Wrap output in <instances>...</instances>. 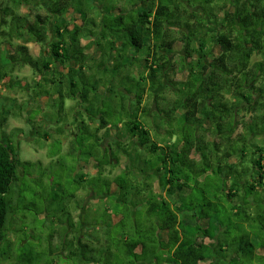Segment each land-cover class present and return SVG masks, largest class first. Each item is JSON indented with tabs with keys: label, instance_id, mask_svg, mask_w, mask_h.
<instances>
[{
	"label": "trees",
	"instance_id": "trees-1",
	"mask_svg": "<svg viewBox=\"0 0 264 264\" xmlns=\"http://www.w3.org/2000/svg\"><path fill=\"white\" fill-rule=\"evenodd\" d=\"M104 1L92 0L97 8L82 0H4L0 6V44L12 52L0 83L21 62L51 84L35 95L50 99L59 113L66 99L85 103L88 121L78 122L73 142L89 145L87 162H96L97 173L82 174L79 188L90 179L92 189H107L91 190L93 199H113L106 220L92 215L87 240L69 242L64 256L76 264H233L248 258L264 264V235L253 234L261 230L263 204L250 199L264 197V0H119L101 10ZM73 6L83 23L70 28L65 14ZM81 39L90 42L83 48ZM30 43L42 47L38 59ZM177 45L184 81L173 79L178 72L170 57ZM92 48L99 59L88 66ZM134 62L144 67L139 76ZM170 87L175 98L166 103L162 95ZM113 99H119L116 107L101 112L100 105ZM117 111L119 120L110 122ZM58 131L63 135L65 128ZM121 157L126 168L109 179L107 168ZM21 170L14 146L0 141V263L10 252L3 244L12 247L9 228L18 224ZM228 204L226 225L220 219ZM235 228L243 232L239 239L230 236Z\"/></svg>",
	"mask_w": 264,
	"mask_h": 264
},
{
	"label": "rangeland",
	"instance_id": "rangeland-1",
	"mask_svg": "<svg viewBox=\"0 0 264 264\" xmlns=\"http://www.w3.org/2000/svg\"><path fill=\"white\" fill-rule=\"evenodd\" d=\"M80 1L76 0V4H79ZM2 2L4 0H0V6H3ZM91 2L92 0H82V5H95L91 4ZM112 5H114L112 1L106 3L107 7H112ZM93 14L94 16L91 13L88 15H92L96 19L100 18V14ZM75 17H78V14L73 9L69 10V13L65 15V18L70 22H73L72 19ZM15 43L17 42L13 40L12 44ZM81 43L82 45H86L85 42ZM28 48L34 59H38L43 54L42 47L39 44L30 43L28 44ZM175 49L176 53L171 55L170 62L174 64V70L178 72L181 66L179 58L182 48L180 45H177ZM6 53L12 52L6 51L4 44H0V77L4 75L7 68H11V61ZM214 53L218 54L217 47L214 48ZM89 55L94 59H99V54H97L95 48L91 50ZM19 63L16 64L14 73L9 74L8 78H2L4 80L0 83V141L14 146L22 168V179L19 182V197H17V202H15V206L17 205L19 208L18 224H14L9 228L8 240L11 242L12 247L8 249V245L3 244L4 252H10L6 257H3L0 264H71L74 261L69 256H64V254L67 255L69 252L67 250L68 241L64 242L69 225L75 223L76 229L85 231L86 226L83 223L86 221V218L88 222L90 221V214L94 216L95 219L93 220L105 221V209L114 206L113 199L112 197L104 199L102 195H100V198L93 199L94 191L95 193L106 194L107 189L103 185H101L99 190H97V186L93 185L95 190L92 189L90 179H88L82 189L79 188L81 182L79 177L82 174H86L84 164L89 163L87 162L89 160L87 155L89 145L86 144L85 147H81L79 144L73 142V130L68 127L79 125L76 122L77 116L73 115V117L71 115L73 111L75 114L79 111L77 109L80 108L77 106L78 104L75 101L72 102L70 99H66L64 113H59L56 110L57 108L49 105L50 99H41L42 97H36L35 95L38 93L43 94L51 84H46L45 81H42V78L38 77L37 71L33 66ZM134 63L136 66L133 67V73L139 76L143 73L144 67L138 65L136 62ZM92 64V62H89V65ZM125 74L124 77L130 78V72L127 71ZM186 77L187 74L178 72L173 79L184 81ZM37 81L40 85H36ZM129 81L128 85L131 87V78ZM55 88H58V83ZM65 89L67 90V87ZM162 96L166 98L167 103L170 100H174L175 93L170 87L165 90ZM116 102H119V99ZM116 102L115 100H108L104 106L100 105L101 112H106L116 107ZM57 103L59 104L60 100ZM152 103L153 101L150 103V107L154 106ZM164 104L162 102L159 105L163 106ZM30 109L34 110L30 111ZM79 113L77 115L80 122L85 121ZM116 113V116H111L112 121L109 120L110 122L116 123L119 120V112L117 111ZM47 114L48 116H46ZM5 118L6 121L2 123ZM27 119L30 121H27ZM61 127L65 128L64 135L58 131ZM46 132L47 138L44 136ZM115 133L117 134V132ZM63 136H65L66 140H64ZM102 136L101 134L100 137L102 138ZM109 140L104 139L103 143L105 144L106 141L110 143ZM72 145L73 147L71 148ZM126 159V157H121V163H114L113 167L107 168L109 179L120 174L126 168ZM231 162H236V159H232ZM88 168V174L96 175V162L92 161L91 166H88ZM108 171L110 172L108 173ZM157 187L158 184L156 183V190L158 189ZM91 190H93L92 193ZM111 190L113 194H116L118 191L114 184ZM259 197L257 198L256 196L250 199L251 202L258 201L259 205L263 204L260 210L264 214V197ZM229 207L230 204L227 205V212L226 209L222 208L220 219L226 225L231 223L229 219L230 213H228ZM130 209L133 210V214L136 212L134 208L131 207ZM244 216L245 213L242 211L241 219ZM262 217L264 218V216ZM263 218L259 220L261 222L259 225H262L260 226L261 230H257L253 234L264 235ZM233 221L235 222L237 219L234 218ZM250 224L253 226L252 221ZM242 233H239L237 228H235L230 236L239 239V235ZM75 236L79 237L80 235L75 233L71 234L70 237L68 236V238L71 239ZM233 250L229 253L231 254ZM249 263L250 260L248 258V260H237L233 264Z\"/></svg>",
	"mask_w": 264,
	"mask_h": 264
},
{
	"label": "crops",
	"instance_id": "crops-1",
	"mask_svg": "<svg viewBox=\"0 0 264 264\" xmlns=\"http://www.w3.org/2000/svg\"><path fill=\"white\" fill-rule=\"evenodd\" d=\"M112 1V0H111ZM109 1L108 0H106V1H104V3H103V5H101L100 6V9L101 10H103V7L105 8V6H106V3H108ZM112 2H114L115 4L114 5H116V7L119 5L118 4V0H115V1H112ZM98 5V4H97ZM98 6H96L95 5V8H97ZM71 9H75V7H73V8H71ZM70 9V10H71ZM69 13V12H68ZM66 15V14H65ZM68 22H69V25H71L70 26V28H72L75 24H79V25H82V23L83 22H81V19H80V17H75V18H73L72 19V21L73 22H70L69 20H67ZM79 22H81V23H79ZM86 39H81V42H85V44L87 45L89 42H90V40H87V41H85ZM87 42V43H86ZM86 45H82V43H81V47H85ZM92 49H94V48H92ZM92 49H90V50H87L86 51V53L87 54H90V52H91V50ZM95 50L97 51V49L95 48ZM97 54H99L98 53V51H97ZM90 57H91V55H90ZM99 58V57H98ZM97 61V59H94L93 57H91L90 58V60L87 62V65L88 66H91V65H89V62H92V63H94L95 64V62ZM68 72V70H66V72L65 73H67ZM88 72V71H87ZM106 89V88H105ZM102 86H101V88H100V92H103V93H107V89L105 90ZM108 95V94H107ZM41 99H44V97H42ZM71 100V99H70ZM72 102L73 101H75L78 105V107H80V108H77L79 111L78 112H80L79 114H81L82 116H83V118L86 120V121H88V119H87V117H85L86 116V114H85V112H84V106H80V105H85V103H82V101L81 100H71ZM76 109V110H77ZM34 109H30V111H33ZM29 111V112H30ZM78 112L75 114V112L73 111L72 113H71V115L73 116H77V120H76V122L78 123V121H80L79 119H78ZM46 116H48V114L46 115ZM73 116V117H74ZM27 121H30V120H28L27 119ZM68 127H70V128H72V137H73V139L75 140V139H77L78 138V134H79V130H78V126H68ZM67 127V128H68ZM107 131H108V129H103V130H101L100 131V133H99V137H100V135L102 134L103 136H102V138L104 137V135H105V133H107ZM116 131L113 129V130H111L110 131V136L112 137V138H114V136H116L115 133ZM64 135V134H63ZM63 138H64V140H66V138H65V136H63ZM106 140H109V139H106ZM64 143H65V141H63ZM106 143H107V141H106ZM91 163H92V161H89V163H85L84 164V168H85V171H86V174H88V170H89V168H88V166L90 167L91 166ZM90 174V173H89ZM92 217V214H90V218ZM90 222V221H89ZM89 222L87 221V218H86V221L83 223V225L84 226H86V228H85V231L84 230H78V229H76V226L75 227H72V225H69V230H68V232H67V235H66V238L64 237V242H66V240H67V238H68V236L70 237V235L72 234H75V233H77V234H79L80 236L79 237H73V238H68V246H67V250H69V246H70V244H69V242H74V245H77L78 243H79V240H82V241H86L87 240V234L89 233V230H90V225H89ZM86 223V224H85ZM73 225H75V223H73ZM88 227V228H87ZM62 233V232H61ZM84 234H86L85 236H84ZM81 235H83V236H81ZM259 254L260 255H262V256H264V249H260L259 250ZM71 264H76L75 262L73 263H71Z\"/></svg>",
	"mask_w": 264,
	"mask_h": 264
}]
</instances>
